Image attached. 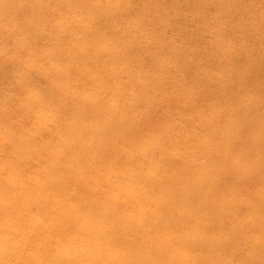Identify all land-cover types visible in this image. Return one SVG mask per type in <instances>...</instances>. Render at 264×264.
<instances>
[{
  "label": "bare ground",
  "instance_id": "1",
  "mask_svg": "<svg viewBox=\"0 0 264 264\" xmlns=\"http://www.w3.org/2000/svg\"><path fill=\"white\" fill-rule=\"evenodd\" d=\"M160 1L158 9L150 6L160 24L192 40L201 30L193 22L203 18L215 35L220 31L227 38V46H220L219 52L234 61L225 64L228 71H224L218 51L201 53L197 42L186 51L177 50V72L201 71V85L213 90L217 98L212 110L229 122L223 128L204 126L198 139L185 135L181 140H161L159 133L165 125H154L149 111L139 120L140 106L118 101L108 104L101 91L90 88L113 80L110 65L119 66L127 51L143 54L154 44L152 38L144 47L137 44L139 34H132L117 20V16L123 17L116 3L106 1L93 9L98 23L113 18V34L126 41L123 55L106 45L100 35L79 37L70 54L80 64L64 72L52 65L34 82L22 65L33 68L42 54L32 45L46 37L44 21L50 10L45 0L1 3L4 18L25 35L18 46L27 58L0 59V78L12 79L15 67L24 74L17 84L10 83L18 89L15 95L0 90V131L12 138L19 134L21 148L27 154L46 157L50 171L46 181L32 187L19 179L10 163L0 165V228L8 231L12 225L17 233L23 231L19 227H32L31 235H24L30 236L35 253L42 249L38 259L14 248L0 249V264H229L236 256L239 264H264V115L261 119L256 111L264 109V4L258 0ZM135 59L139 62L140 56ZM212 66H219L225 78ZM90 70H101L100 77ZM75 76L82 90L73 89ZM143 76L142 96L158 93L157 78ZM219 77L223 83L217 82ZM175 84L168 82L165 86L170 89L163 87L159 92L169 104L180 102L176 93L185 91ZM15 97L22 98V112L33 115L30 126L9 108ZM232 97L244 108H222ZM196 98L189 103L191 110L199 112L194 106ZM53 99L58 101L55 110L70 112L72 118L66 128L70 139L58 144L38 136L44 118L33 112ZM56 119L57 115L52 118ZM188 142L196 143L194 151L188 147L182 154L173 151V145L183 148ZM123 145L130 146L131 152ZM138 157L146 162L144 166L136 164ZM97 165L110 168L112 173L103 177L106 180L99 179ZM254 184L260 187L255 189ZM209 214L210 224L205 226L203 219Z\"/></svg>",
  "mask_w": 264,
  "mask_h": 264
},
{
  "label": "rangeland",
  "instance_id": "2",
  "mask_svg": "<svg viewBox=\"0 0 264 264\" xmlns=\"http://www.w3.org/2000/svg\"><path fill=\"white\" fill-rule=\"evenodd\" d=\"M106 1L116 3V10L119 11L123 17L122 19L117 16V20H119L126 29H130L132 34L135 32L139 34V42L137 44L144 47L143 44L152 38L154 44L145 50L143 54L127 51V56L124 57L123 49L125 48L126 41L123 38L121 39L119 35L113 34V18L109 20L104 19L105 22L98 23L95 16L96 9H93V6H100L101 3ZM250 1L251 0H241V2L246 3ZM256 1L257 0H255V2ZM258 1L264 4V0ZM2 2L3 0H0V5ZM237 2L239 1L237 0ZM159 3L162 2L160 0H45V6L50 10L46 12L44 21L46 37L38 42H34L32 45L33 49L42 54L37 56L35 60L33 68L36 71H33V68L29 65H22L32 75L30 76L26 73V76L29 77L30 82L37 81L38 75L45 74V71L50 69L52 65L54 69L58 68L59 72L68 71L74 64H80V59L72 58L70 54L71 46L76 44L77 39L79 37L93 39L96 35H100L101 38L105 40L106 45L110 46L112 50L117 51V54L123 55L118 62L119 66L110 65V67H112L110 72L112 71L114 73V77H111L113 80L106 81L102 86L92 85V87H90L99 92L101 91L102 95L108 100V104L118 101L126 106H140L141 108H137L139 120L144 117L143 115L146 111H149V117L153 119L154 125H165L163 131L159 133V138L164 141H170L171 139L181 140L185 135L198 139L200 134L199 131L204 130V126L213 124L222 128L228 126L229 122H227V117L212 110L215 108L217 98L213 90L208 89V87L203 88L201 85L203 73L197 70H183L178 73V66L176 65L177 50L186 51L189 47H192L193 43L197 42L201 53L202 51H207L205 54H214L215 51L219 52L220 46H227V38L223 37L220 31H217L215 35V29L212 25H210L208 29L209 26H205V20L203 18L200 19L199 23L193 22L195 24H200L201 30L197 32V36L192 40L187 35L171 30V28L164 27L158 22L159 18L154 17L153 10L150 7L155 6L153 9H158L157 5ZM191 3L194 4L196 1L191 0ZM180 12L181 15H185L183 11ZM188 14L191 15V10L188 11ZM213 25L217 27V22L213 21ZM153 32L156 34L151 36L150 34ZM231 35H229V37H231ZM24 40H26L25 35L13 27L0 11V59H7L6 61H8L13 58H18L24 61L25 58H27V54L26 52H22L18 46V42ZM29 41L30 40H28V42ZM78 45L82 44L78 43ZM159 47L164 48L165 51H159ZM205 54H202L203 59L206 57ZM219 54L218 59L222 64V69L228 71L224 68V65L234 63L232 56H226L220 52ZM137 55L140 56L139 62L135 59ZM234 58L236 60L237 56ZM211 68L215 73H220L225 78V75L219 71V66H212ZM90 71L94 72L98 77L101 75V70L96 72L93 70ZM13 72H15V76L12 77V79L0 78V90L5 94L15 95L18 89H13L10 83L14 82L13 84H17L23 80L24 74L20 67H15ZM22 74L23 76H21ZM143 75L153 77L154 79L157 78L155 81L159 85V92L163 90V87L166 90L170 89L165 86L168 82H174L178 86L181 85L185 87L184 92L180 91L176 93L180 102L169 104L165 101L167 100L165 96L155 91H150L149 93L151 95L144 98L146 95L142 96L145 87ZM89 76L90 75L87 77ZM175 76L176 78H174ZM74 78L75 79L71 81L73 89L82 90L81 83L77 80L76 76ZM158 78L161 81L158 80ZM223 81V78L219 77L217 82L220 84L223 83ZM161 83L163 86H161ZM31 88L32 87H30V90ZM230 94L235 96L233 93ZM192 97L193 99L196 98L194 100V106L198 108L199 112L191 110L192 105L189 101H191ZM232 98L233 100H229L222 108L227 109L228 106L235 107L240 104L235 97ZM244 98L247 99L248 95L244 94ZM46 100L47 102L50 100L48 95ZM21 101V97L13 98L9 103V108L15 112L22 123L30 126L34 117L32 114L30 115L29 113L22 112L20 105ZM134 101L137 102L135 103ZM55 103H58V101L53 99L47 107H42L36 110L37 112H33L35 114L40 113L44 118L42 121L44 127L40 129L38 136L45 142L50 141L58 144L61 139H70V135L66 132V128L72 121V118L70 112L55 110ZM254 103L257 104V101ZM238 107L244 108L242 105ZM263 110L262 107L256 109V111L260 113L258 117L261 119H263L264 115ZM52 112H54V115ZM55 115H57V119L52 120ZM1 133L2 131H0V165L10 163L12 170L17 173L19 179L32 187H36L39 183L46 181V175L50 171L46 157L43 155L38 156L36 153L27 154L28 152L21 148L19 134L15 135L16 138H12L7 134L2 135ZM203 136L206 137L205 135ZM187 147L194 151L196 149V143H184L183 148L173 145L172 149L176 154H182ZM123 148L128 152L132 150L130 146L126 145H123ZM143 161L142 158L138 157L136 164L139 167L144 166L146 162ZM96 167L99 166L97 165ZM126 167H129V165ZM100 170L99 179L101 181L106 180L103 177L112 173L110 168H100ZM141 186L137 187V191L141 189ZM258 187L260 186L254 184L255 189ZM104 188H107V186L104 185ZM5 219L6 217L4 220ZM210 219L211 215L209 214L203 219V224L208 226L210 224ZM12 227L11 225L8 231H5V227L0 228V230H3L0 232V239L4 242H0V249L14 248L18 253L24 255L34 254V257H37L36 259L40 258L39 253L42 249L38 250V253H35L34 247L30 241L31 239L29 238L30 236L24 235L25 232L31 235L30 229L32 227H19L22 228L23 231L17 233L14 232ZM45 232L49 237L52 236V231H50V229L47 228ZM59 238L60 235L58 234L53 239L52 244H55L54 246L57 245L55 241H58ZM16 243L20 244L16 245ZM15 256L17 257L18 255ZM239 263V256L234 257L233 260L229 262V264Z\"/></svg>",
  "mask_w": 264,
  "mask_h": 264
}]
</instances>
